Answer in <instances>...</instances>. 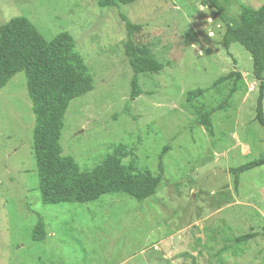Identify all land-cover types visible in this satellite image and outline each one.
<instances>
[{"label":"rangeland","instance_id":"1","mask_svg":"<svg viewBox=\"0 0 264 264\" xmlns=\"http://www.w3.org/2000/svg\"><path fill=\"white\" fill-rule=\"evenodd\" d=\"M263 3L217 0L215 8L198 0H138L102 9L96 0H0V25L24 17L46 40L67 32L89 69L92 91L64 114V156L89 171L122 145L133 151L125 164L157 174L167 147L162 183L141 203L113 194L44 205L26 79L15 74L0 89V264H264V236L236 242L264 233V166L243 173L236 191L228 173L264 153V130L255 120L259 84L250 54L222 44L226 25L239 23L240 5ZM121 15L142 26L135 45L161 63L158 73L138 76L142 94L130 103L133 73ZM198 88L204 93L190 107L186 94ZM220 104L207 130L194 107L204 112ZM38 220L45 238L35 242Z\"/></svg>","mask_w":264,"mask_h":264},{"label":"trees","instance_id":"2","mask_svg":"<svg viewBox=\"0 0 264 264\" xmlns=\"http://www.w3.org/2000/svg\"><path fill=\"white\" fill-rule=\"evenodd\" d=\"M138 0H96L99 8L107 9L117 5H128ZM201 5L210 4L218 8L217 0H198ZM237 27L226 25L227 36L223 48L228 52L230 45L237 43L247 51L252 59V74L258 81V96L255 104V120L264 130V3L257 9L247 5L239 6ZM126 31L124 54L132 70L130 81V103L142 94L138 76L156 74L161 63L150 56L144 47L135 45L132 36L142 29L133 24L125 15H121ZM18 72L26 79L28 98L31 104L33 123V156L39 182L40 199L44 205L61 203L88 204L113 194H123L141 203L155 195L162 183L164 170L162 159L167 151L164 147L159 154L158 173L139 170L123 160L133 156L117 146L92 170L83 171L70 156H64L60 144L64 114L70 102L93 89L92 77L83 59L75 50L73 37L63 32L51 40H46L35 26L24 17H14L0 25V89ZM233 74L220 77L215 85L232 78ZM239 77V74H236ZM234 90L229 91V97ZM204 93L195 89L186 94V103L193 107L194 102ZM222 104L208 111L196 109L199 124L211 130V115L222 109ZM126 108L125 113L129 115ZM264 166V153L257 159L229 168L235 191L240 176L250 170ZM44 224L38 220L32 240L37 242L45 238ZM257 236L249 233L236 238L244 243ZM195 264V263H193Z\"/></svg>","mask_w":264,"mask_h":264},{"label":"clouds","instance_id":"3","mask_svg":"<svg viewBox=\"0 0 264 264\" xmlns=\"http://www.w3.org/2000/svg\"><path fill=\"white\" fill-rule=\"evenodd\" d=\"M199 8H200V11H206V9L203 7V6H198ZM208 24L209 25H211L212 24V21L209 19V21H208ZM216 28L217 29H221L222 28V25L221 24H219V23H217L216 24ZM210 37H212V36H215V32L214 31H212L211 29H209L208 30V33H207Z\"/></svg>","mask_w":264,"mask_h":264}]
</instances>
